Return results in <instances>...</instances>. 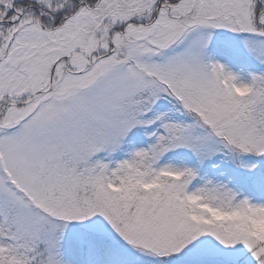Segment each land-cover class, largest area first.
I'll return each mask as SVG.
<instances>
[{
	"label": "snow or ice",
	"instance_id": "1",
	"mask_svg": "<svg viewBox=\"0 0 264 264\" xmlns=\"http://www.w3.org/2000/svg\"><path fill=\"white\" fill-rule=\"evenodd\" d=\"M0 264H264V0H0Z\"/></svg>",
	"mask_w": 264,
	"mask_h": 264
}]
</instances>
